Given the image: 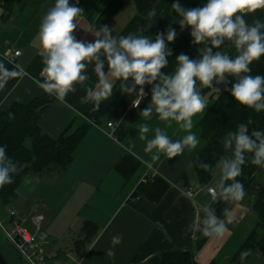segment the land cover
Listing matches in <instances>:
<instances>
[{
	"label": "crops",
	"instance_id": "1",
	"mask_svg": "<svg viewBox=\"0 0 264 264\" xmlns=\"http://www.w3.org/2000/svg\"><path fill=\"white\" fill-rule=\"evenodd\" d=\"M158 2L154 9L156 14L144 17L139 14L134 0H79L77 6L84 12L78 22L85 27L95 24L97 29L108 25L117 39L129 34H144L154 40L159 22L175 0ZM53 4L54 0H18L13 14L8 17L4 2L0 0V63L9 68L19 65L21 70L19 79L10 80L0 91V112L15 104H32L43 110L39 126L50 138L59 140L64 135L82 131L84 135L67 169L55 168L41 175L28 176L30 182H22L17 197L1 212L5 219L0 218V227L12 230L9 210L16 211L21 222L38 237L49 264H160L163 253L176 250L192 252L198 264L231 262L256 225L253 201L245 199L236 209L237 221L229 226L230 235L225 239L193 236L188 231L199 206L210 201L209 194L201 191L193 169V161L205 146L200 123L228 84L219 93L215 92L219 84L215 85L216 89L202 90L208 107L202 118L194 117L193 132L200 139L197 150L185 151L173 160L162 156L153 169H148L137 159L150 160L151 156L143 151L145 142L140 140L138 128L145 122L139 113L150 102L151 86L145 85L148 95L139 108H134L132 98L119 91L117 81L113 96L102 101L99 110H94L93 102L81 103L86 87L96 82L91 66L88 69L90 80L85 86L77 84L63 103L33 83V77L42 79L43 65L37 39L39 25ZM263 12H258V17ZM74 35L78 40H95L91 33L79 27ZM16 52L21 54L13 64L11 56ZM147 122L153 128L164 127L155 117ZM109 123L113 126L109 127ZM165 130L172 139L184 135L174 123ZM126 155L140 162L130 179H125L116 169ZM155 176L170 185L164 198L159 203L142 200L134 207L131 198L135 191ZM85 221L98 225L100 231L90 244L79 250L76 243L85 239L80 231ZM4 238V241L0 238V251L6 262L23 264L18 251L6 235Z\"/></svg>",
	"mask_w": 264,
	"mask_h": 264
},
{
	"label": "clouds",
	"instance_id": "2",
	"mask_svg": "<svg viewBox=\"0 0 264 264\" xmlns=\"http://www.w3.org/2000/svg\"><path fill=\"white\" fill-rule=\"evenodd\" d=\"M78 2L54 0L43 15L37 33L43 79L33 77V83L63 103L77 84L85 86L90 80L91 66L96 82L86 87L81 103L93 102L94 110H99L101 102L113 96L117 81L119 91L132 98L134 108H139L148 95L145 85L151 86L150 102L139 113L145 122L138 128L139 138L145 142L143 151L151 156L150 160L137 159L148 169H153L162 156L173 160L185 151L197 150L200 139L193 132L194 117L202 118L208 107L203 89L231 83L225 90L239 105L264 112V75L253 74L251 67L264 57V18L256 16L264 11V0H207L202 6L192 8L175 0L171 9L178 14L176 23L181 31L190 29L191 43L199 46L198 58L180 53L174 69L167 73L162 70L168 67V58L173 54L168 45L177 37L171 25L158 32L154 40L144 34L117 39L108 25L99 29L95 24L81 25L78 20L84 10L77 6ZM155 14L154 9L148 13ZM246 17H252L251 22ZM78 27L91 33L95 40H78L74 35ZM223 47L234 49L235 55L222 50ZM20 75L19 65L9 68L0 63V91ZM154 117L163 128H153L147 122ZM8 118L15 119L14 113L8 112ZM173 123L184 133L179 139H172L165 130ZM219 143L225 154L214 165L201 160L199 155L193 161L195 167L217 172L218 176L213 184L201 185V191L209 194L210 201L199 206L188 226L193 236L215 240L230 235L229 226L237 221L236 209L247 196L243 182L237 179L243 174L244 165L250 162L264 170V130L250 131L242 122L228 130ZM24 171V165L8 155L7 146L0 145V190L13 184L14 178ZM23 180L30 182L26 175ZM220 203L225 207L217 215L215 205ZM250 255L251 249L243 250L241 264Z\"/></svg>",
	"mask_w": 264,
	"mask_h": 264
},
{
	"label": "trees",
	"instance_id": "3",
	"mask_svg": "<svg viewBox=\"0 0 264 264\" xmlns=\"http://www.w3.org/2000/svg\"><path fill=\"white\" fill-rule=\"evenodd\" d=\"M18 0H3L7 16L13 14L14 5ZM160 0H134L138 12L141 16H147L150 11L155 9ZM186 8L200 7L207 0H179ZM264 18V12L260 15ZM178 14L170 9L167 14L159 22L155 32L165 31L169 25L177 32L174 42L168 46L173 49V54L169 57V65L163 69L164 72H170L175 67V59L180 53L188 55L192 59L198 58V45L191 43L189 35L190 29L181 31L179 24L176 23ZM247 19V17H246ZM224 51H228L231 55H235L232 48L223 47ZM253 74L264 75V57L252 65ZM20 76L11 79L16 82ZM231 87V83L227 85ZM226 89V88H225ZM150 95H151V90ZM8 112H13L15 119L8 118ZM43 110L36 108L34 105L15 104L11 109L0 112V145L7 146L8 155L16 162L24 165V173L16 176L15 182L6 185L0 190V201L9 206L17 197V191L22 184L23 176L41 175L51 172L55 168L67 169L74 160L73 154L79 142L83 138L84 132L75 133L70 136H62L59 140H54L44 134L39 126V120ZM246 123L250 131L252 129L264 130V112L257 113L252 109L239 105L230 92L224 90L215 100L214 104L207 112L200 123L202 130V138L205 146L199 152L201 160L215 164L216 160L225 153L219 141L228 130H233L239 123ZM140 167V162L131 155L124 156L116 165V169L125 179H130ZM193 169L197 173L199 184H210L214 172H205L193 165ZM258 173V168L251 163H246L243 168V174L238 177L243 182L247 196L246 200L253 201V212L258 218L257 228L252 232L245 241L233 264H241L240 253L243 250L251 249V255L244 262L250 260L254 254H259L264 264V186L260 188L257 198L253 195V176ZM187 177L185 176V179ZM170 185L160 177L148 178L135 191L131 198V203L137 207L142 200H149L151 203H159L166 193ZM217 215H220L224 204L215 205ZM81 234L85 236L84 240L76 243L77 249H84L99 234V226L85 221L81 228ZM23 264H26L21 258ZM243 262V263H244ZM160 264H198L192 252L186 250H176L165 252L161 255Z\"/></svg>",
	"mask_w": 264,
	"mask_h": 264
},
{
	"label": "built area",
	"instance_id": "4",
	"mask_svg": "<svg viewBox=\"0 0 264 264\" xmlns=\"http://www.w3.org/2000/svg\"><path fill=\"white\" fill-rule=\"evenodd\" d=\"M20 54V52H16L11 56V61H13V64L14 60H16ZM112 126L113 124L109 123V127ZM9 216L12 219V230L8 231L3 228L2 229L5 232L8 240L17 249L24 262L26 264H49L46 260L43 246L38 241V237L33 235L21 222L18 213L16 211L9 210Z\"/></svg>",
	"mask_w": 264,
	"mask_h": 264
},
{
	"label": "rangeland",
	"instance_id": "5",
	"mask_svg": "<svg viewBox=\"0 0 264 264\" xmlns=\"http://www.w3.org/2000/svg\"><path fill=\"white\" fill-rule=\"evenodd\" d=\"M260 13H257L256 16L258 17ZM251 19L252 17L249 18V22H251ZM226 87L225 84L221 83L218 85V88L216 89L215 92H221L224 88ZM217 176H218V173L217 172H214L213 175H212V179H211V182L210 184H213L215 182V180L217 179ZM253 195H254V199L257 198V195H258V192L260 190V188H262L264 186V170H261L258 168V173H255V175L253 176ZM6 211V207L5 205L0 201V218H2L1 216V212H4ZM254 217V216H253ZM2 219H5L4 217ZM256 219V225L253 229V231L257 228V224H258V219L257 217L254 218ZM5 228L8 227V223L5 222ZM4 235H5V232L3 231L2 227H0V238L4 241ZM7 237V236H6ZM8 239V238H7ZM16 249V248H15ZM17 250V249H16ZM19 253V252H18ZM20 255V254H19ZM236 256V255H235ZM234 256V257H235ZM233 257V259H234ZM20 258L21 255H20ZM233 259L231 260V262L233 261ZM231 262H229L228 264H231ZM263 262V259L262 257L259 255V254H254L250 260L244 262L243 264H262Z\"/></svg>",
	"mask_w": 264,
	"mask_h": 264
},
{
	"label": "water",
	"instance_id": "6",
	"mask_svg": "<svg viewBox=\"0 0 264 264\" xmlns=\"http://www.w3.org/2000/svg\"><path fill=\"white\" fill-rule=\"evenodd\" d=\"M0 264H8L1 251H0Z\"/></svg>",
	"mask_w": 264,
	"mask_h": 264
}]
</instances>
